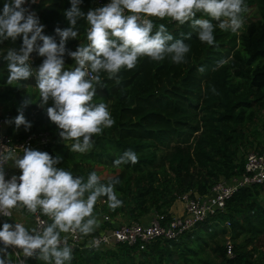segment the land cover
<instances>
[{"label":"trees","instance_id":"16d2710c","mask_svg":"<svg viewBox=\"0 0 264 264\" xmlns=\"http://www.w3.org/2000/svg\"><path fill=\"white\" fill-rule=\"evenodd\" d=\"M90 2L83 0L81 10L87 12ZM244 2L250 9L247 16L243 14L244 27L235 33L216 27L214 46L201 42L188 23L154 19V25L164 24L174 39L192 33L191 39L185 40L191 49L187 62L178 65L170 58L155 62L144 57L136 68L121 69L119 83L102 73L104 87H97L92 102L106 104L115 124L92 138L94 145L89 152L71 151L73 141H63L59 136L60 130L40 106L39 93L23 108L26 121L31 122L29 130L7 124L5 131L18 139L32 132L49 131L50 140L33 150L60 157L56 166L73 176L86 180L93 167L99 165L118 170L111 177L100 178V182L107 185L119 181L114 187L122 206L111 210L107 197H100L104 202L99 204L97 200L93 215L101 223L95 231L118 224L115 220L120 216L128 221L158 213L163 214L164 220L169 219L170 206L178 196L184 192L203 195L220 177L241 173L244 154L264 145L257 129L259 124L264 128V0ZM4 3L0 0V11ZM29 5L27 2L25 6ZM32 6L45 26L43 34L54 36L59 42L54 30L69 26L64 13L70 8V0H37ZM196 18L210 19L203 13ZM77 29V39L66 45L71 51L78 43H88L87 21L80 19ZM21 44V37L15 42L9 39L0 43V86L8 84V62L4 56L9 48L19 49ZM32 54L31 67L36 69L44 58L36 52ZM72 61L64 56V70L76 67ZM201 66L205 67L204 73L198 71ZM26 86L36 87L34 76L0 89V104L7 97L14 98L6 121H14L17 109L29 96ZM212 88L218 95L213 94ZM128 149L138 155L139 162L114 166L113 161ZM19 211L31 215L26 210ZM103 214L110 218L109 222L102 219ZM225 220L228 226L222 225ZM227 234L230 256L224 247ZM263 234L264 181L238 187L225 199L221 210L175 239L155 238L142 248L125 242L101 247L73 246L71 264H263L264 253L255 247ZM8 251L7 258L11 260L12 252ZM24 263L45 264L36 257L25 258Z\"/></svg>","mask_w":264,"mask_h":264},{"label":"clouds","instance_id":"9594fccd","mask_svg":"<svg viewBox=\"0 0 264 264\" xmlns=\"http://www.w3.org/2000/svg\"><path fill=\"white\" fill-rule=\"evenodd\" d=\"M27 2L5 0L0 11V43L22 38L19 49L9 48L4 56L8 62L7 82L19 84L34 76L40 106L52 102L53 106L46 109L49 120L60 130L63 141H73L71 151L80 154L92 149L94 136L115 124L106 104L92 102L97 87H104L102 73L119 83L121 69L136 68L144 57L155 62L170 58L178 65L187 62L191 49L185 40L191 39L192 33H184L183 39H174L164 24L156 27L151 18H169L180 25L188 23L201 42L214 46L216 27L235 33L244 27L243 14L247 12L244 0H109L87 12L81 10L83 0H70V8L64 13L69 26L55 28L57 42L54 36L43 34L45 26L25 6ZM198 13L210 19L196 18ZM80 19L90 25L86 33L88 43L79 44L71 51L66 45L69 40L77 39ZM33 52L44 58L36 69L30 64ZM65 55L74 60V69L64 70ZM198 71L204 73L205 67L201 66ZM212 92L218 95L215 88ZM32 102L31 96H27L17 109L14 121L5 123L29 130L31 122L26 121L23 108ZM22 152L21 156L9 148L0 153V216L11 217L13 210H26L32 215L39 212L51 222L42 230L23 223L4 222L0 226V245H3L0 264H11L7 258L9 248L19 250L17 255L36 257L45 264H71L69 236L76 233L88 236L100 226L101 221L93 215L100 197H107L111 210L122 206L114 187L119 181L102 184L96 172L89 173L85 180L57 167L61 159L58 156L31 148H24ZM9 162L21 174L6 180L4 165ZM138 162V155L128 149L113 165ZM89 246L98 247V242Z\"/></svg>","mask_w":264,"mask_h":264},{"label":"built area","instance_id":"2783aa9c","mask_svg":"<svg viewBox=\"0 0 264 264\" xmlns=\"http://www.w3.org/2000/svg\"><path fill=\"white\" fill-rule=\"evenodd\" d=\"M107 2L109 0H91L87 11L91 8L103 6ZM151 19L154 20L156 18ZM89 27L90 25H88V29ZM32 62L33 54L30 56V64ZM73 63H75L74 60L72 61ZM5 121V118L0 117V153L5 152L9 148H14L22 156L24 148L35 149L50 140L49 131L32 132L23 138H13L5 131L8 124ZM243 157L241 173L229 177H220L203 195L184 192L178 196L177 200L180 201L182 208L179 212L171 214L169 219L164 220L163 214L153 213L146 219L128 220L110 226L105 225L88 236H83L79 233L71 234L68 239V245L70 247H90V243L98 242V247H101L110 246L115 242H125L128 245L136 244L138 248H142L145 242L155 238L175 239L182 232L193 228L198 221L221 210L225 199L238 187L264 181V145L251 149ZM4 171L6 180L13 175L18 177L21 174L20 170L14 167L11 162L4 165ZM20 214L19 210H13L11 217L0 216V226L4 222L21 223L18 219L22 216V219L31 222V228L42 230L49 221L47 217L39 212L30 216L22 214L20 216ZM18 215L19 218L17 217ZM101 217L106 222H109L110 218L107 215L103 214ZM228 224L227 220L222 223L224 226H228ZM224 247L225 253L230 256L231 244L228 237L224 240ZM9 249L12 252L11 264H21L22 260L25 261L22 253L17 255L19 250Z\"/></svg>","mask_w":264,"mask_h":264},{"label":"rangeland","instance_id":"374dc122","mask_svg":"<svg viewBox=\"0 0 264 264\" xmlns=\"http://www.w3.org/2000/svg\"><path fill=\"white\" fill-rule=\"evenodd\" d=\"M37 0H28V2H30V5L27 6L29 8L30 11L34 12L35 14L37 13L38 10H34L33 6H32V2H36ZM250 12V9H247V12L244 13L245 16H247ZM79 44H82L81 43H78V46ZM77 46V47H78ZM76 47V48H77ZM73 50H76V49H73ZM11 84H7V85H2L0 86V89H4V88H10ZM26 92L29 96H31L32 98V101L35 100V94H38V89L36 87H30V86H26ZM14 98L13 97H7L3 100V103L0 104V117H3V118H9L10 115H11V103L13 102ZM257 129L259 130L260 132V136L263 137L264 139V128L261 127V125L259 124L257 126ZM40 147H37L35 149H40ZM253 149V148H252ZM251 149H249L248 151H250ZM246 154V153H245ZM244 154V155H245ZM116 169V168H115ZM114 171H112L107 165H104L103 167L99 165L98 168L96 167H93V172H96L97 175L100 177V178H106V177H111L113 175H115L117 173V169ZM101 204V202L103 203L104 200L103 199H99L98 200ZM174 205L178 206L179 204L175 201L174 202ZM102 213V210L101 212ZM122 219H125L124 216H120ZM220 224V222H219ZM228 237V234L226 235ZM255 247L257 248V250H259L261 253H264V234L261 235L255 242ZM214 258V257H213ZM215 259V258H214ZM216 260V259H215ZM262 261H263V264H264V254L262 255Z\"/></svg>","mask_w":264,"mask_h":264},{"label":"crops","instance_id":"0c3cea01","mask_svg":"<svg viewBox=\"0 0 264 264\" xmlns=\"http://www.w3.org/2000/svg\"><path fill=\"white\" fill-rule=\"evenodd\" d=\"M13 166H14V165H13ZM14 167H15V166H14ZM175 201L179 204L178 206L174 205V202H175ZM175 201H174V202L171 204V206H170V211H171L172 214H173V213H177V212H179L180 209L182 208V205H181L180 201H178L177 199H176ZM20 216H21V214H20ZM17 217L19 218V215H18ZM21 217H22V216H21ZM21 217H20L18 220H19L21 223H23L26 227L31 228V222L28 221V220L22 219ZM111 221H114V220H111ZM115 221H116L117 223H121V222L126 221V219H122L121 217H117ZM114 224H115V223H114Z\"/></svg>","mask_w":264,"mask_h":264},{"label":"water","instance_id":"95a60500","mask_svg":"<svg viewBox=\"0 0 264 264\" xmlns=\"http://www.w3.org/2000/svg\"><path fill=\"white\" fill-rule=\"evenodd\" d=\"M52 106H53L52 102H49L48 104L44 105L45 113H46V109H47L48 107H52Z\"/></svg>","mask_w":264,"mask_h":264}]
</instances>
